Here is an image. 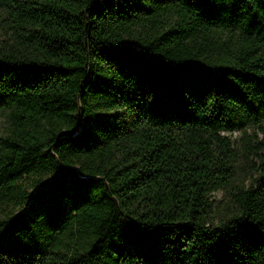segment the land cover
Returning <instances> with one entry per match:
<instances>
[{
  "label": "trees",
  "instance_id": "trees-1",
  "mask_svg": "<svg viewBox=\"0 0 264 264\" xmlns=\"http://www.w3.org/2000/svg\"><path fill=\"white\" fill-rule=\"evenodd\" d=\"M0 7V264H264V155L208 217L224 131L264 150V0Z\"/></svg>",
  "mask_w": 264,
  "mask_h": 264
},
{
  "label": "rangeland",
  "instance_id": "rangeland-1",
  "mask_svg": "<svg viewBox=\"0 0 264 264\" xmlns=\"http://www.w3.org/2000/svg\"><path fill=\"white\" fill-rule=\"evenodd\" d=\"M3 15L0 7V38L5 35L4 23L1 20ZM226 33H222L221 37H225ZM7 116L6 112L0 106V135H3L7 130ZM255 130V126L247 124L243 128H234L231 131H224L225 134L230 135L232 146L235 150L234 158L232 161V176L224 184L220 185L209 194V211L208 217L211 223H216L217 220L227 214L229 207L232 204L231 192L235 186H247L256 175V165L259 163L260 158L264 155V150H258L257 153L248 152L244 147L245 137L243 132L251 134ZM264 157V156H263ZM39 177L47 178L46 171L36 172L29 176H22L18 181L21 189L32 191L35 188V180ZM1 192V190H0ZM0 194V217H4L8 213L16 212L17 209L24 205V202L19 205H14V200Z\"/></svg>",
  "mask_w": 264,
  "mask_h": 264
}]
</instances>
